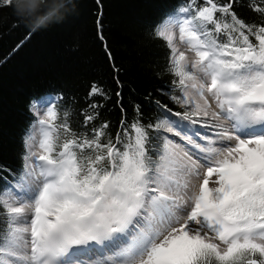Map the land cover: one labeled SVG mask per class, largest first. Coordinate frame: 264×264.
I'll use <instances>...</instances> for the list:
<instances>
[{
	"label": "trees",
	"instance_id": "16d2710c",
	"mask_svg": "<svg viewBox=\"0 0 264 264\" xmlns=\"http://www.w3.org/2000/svg\"><path fill=\"white\" fill-rule=\"evenodd\" d=\"M174 22L228 78L264 75V0H0V264L14 232L4 198L27 176L35 126L47 160L73 159L89 204L100 203L109 184L120 195L138 193L162 175L164 130L193 117L175 52L161 34ZM40 108L49 124L36 115ZM242 208L244 224L264 237V212L246 202ZM171 260L264 264V253L237 243L221 257L191 243L176 245Z\"/></svg>",
	"mask_w": 264,
	"mask_h": 264
},
{
	"label": "rangeland",
	"instance_id": "374dc122",
	"mask_svg": "<svg viewBox=\"0 0 264 264\" xmlns=\"http://www.w3.org/2000/svg\"><path fill=\"white\" fill-rule=\"evenodd\" d=\"M161 34L175 52L193 114L181 129L164 130L162 175L138 193L120 195L109 184L102 201L89 204L78 192L73 159L47 160L35 126L27 176L4 198L14 232L3 264H174L171 250L191 243L221 257L237 243L264 253V237L244 224L242 208L246 202L264 212V75L218 72L179 22ZM35 113L50 123L46 108ZM101 233L110 240L88 246Z\"/></svg>",
	"mask_w": 264,
	"mask_h": 264
}]
</instances>
